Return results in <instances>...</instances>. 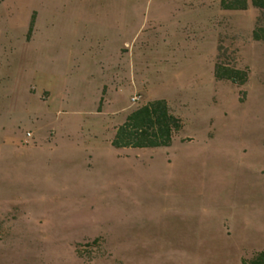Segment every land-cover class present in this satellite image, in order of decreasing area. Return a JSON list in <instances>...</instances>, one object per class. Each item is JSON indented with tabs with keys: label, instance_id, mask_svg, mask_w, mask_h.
<instances>
[{
	"label": "rangeland",
	"instance_id": "rangeland-1",
	"mask_svg": "<svg viewBox=\"0 0 264 264\" xmlns=\"http://www.w3.org/2000/svg\"><path fill=\"white\" fill-rule=\"evenodd\" d=\"M257 14L251 0H0V264H241L263 249ZM217 62L247 81L216 78ZM153 99L183 121L172 143L114 147Z\"/></svg>",
	"mask_w": 264,
	"mask_h": 264
},
{
	"label": "trees",
	"instance_id": "trees-1",
	"mask_svg": "<svg viewBox=\"0 0 264 264\" xmlns=\"http://www.w3.org/2000/svg\"><path fill=\"white\" fill-rule=\"evenodd\" d=\"M251 3L258 9L252 37L256 41L264 42V0H251ZM221 7L225 10H246L248 0H221ZM33 23L34 17L29 34ZM215 76L236 84H244L248 79L246 70L223 66L219 62L215 65ZM183 126L181 117L172 111L165 99H153L131 111L125 121L116 127L112 145L116 148L169 146ZM241 264H264V248L249 257H243Z\"/></svg>",
	"mask_w": 264,
	"mask_h": 264
},
{
	"label": "built area",
	"instance_id": "built-area-1",
	"mask_svg": "<svg viewBox=\"0 0 264 264\" xmlns=\"http://www.w3.org/2000/svg\"><path fill=\"white\" fill-rule=\"evenodd\" d=\"M132 100H133V101H135V100H136V98H135V97H133V98H132ZM27 135H30V133L28 132V133H27Z\"/></svg>",
	"mask_w": 264,
	"mask_h": 264
}]
</instances>
